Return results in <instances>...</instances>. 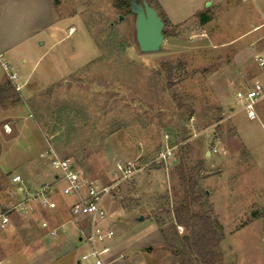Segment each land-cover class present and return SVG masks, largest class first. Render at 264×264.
<instances>
[{
	"label": "rangeland",
	"instance_id": "obj_1",
	"mask_svg": "<svg viewBox=\"0 0 264 264\" xmlns=\"http://www.w3.org/2000/svg\"><path fill=\"white\" fill-rule=\"evenodd\" d=\"M54 1L62 31L34 71L21 72L17 139L0 129V214L18 198L5 178L21 174L18 167L46 149L69 159L83 178L106 185L117 162L135 161L143 169L134 181L115 184L104 202L109 217L117 223L127 216L124 207L142 213L118 225V234L130 237L151 223L137 218H153L166 235V244L154 248V262L182 264L169 236L178 237L174 242L188 260L182 244L188 232L171 223L184 196L176 174L184 161L201 197L194 211L211 212L224 228L223 264H264V99L255 121L235 99L261 77L256 56L264 55V0H153L166 35L161 50L149 54L139 50L135 16L115 0ZM166 136L176 160L153 164ZM214 149L218 153L207 157ZM48 166L49 159L25 178L49 183ZM63 186L54 193L58 209L45 215L59 224L70 220L75 201L62 194ZM11 218L8 230L0 229V264L81 261L85 245L78 237L86 236V221H79L83 231L67 250L71 229L53 238L32 218Z\"/></svg>",
	"mask_w": 264,
	"mask_h": 264
},
{
	"label": "crops",
	"instance_id": "obj_2",
	"mask_svg": "<svg viewBox=\"0 0 264 264\" xmlns=\"http://www.w3.org/2000/svg\"><path fill=\"white\" fill-rule=\"evenodd\" d=\"M164 11L169 15L166 10ZM169 18H171L170 15ZM62 25L63 21L61 14L54 0H0V87H2L7 80L10 81L8 78L9 72L4 69L3 65L5 63L8 64L11 67V71L22 81L24 75L21 72L27 67H31L33 72L40 62V59L53 49V41H55V38L61 33ZM11 83L15 87V84L13 82ZM21 87L19 93L22 100L25 98L22 95L25 84L21 85ZM17 109V104H8L4 107L0 103V129L7 136L15 134L16 139L17 121L19 120L17 119ZM47 144L51 149V144L49 142ZM44 152L39 153V159L28 161L19 166L18 169H20L22 173L16 175L22 176L27 187L31 190L43 184L55 185L57 189L55 192L56 195L60 191L59 186L61 184L56 182V174L51 168L48 150L46 149ZM206 156L208 157V153H206ZM48 159V171H50L51 174V181L49 183L35 185L25 178V175L34 170L40 171V165L43 161H47ZM11 176L12 175L7 176L5 180L7 179L10 182ZM54 197L53 195L52 200L55 205L53 209H37L33 214L23 217L28 219L32 218L36 222H39V228L44 232L45 229L42 228V223L44 221H48L52 227L66 225L67 231L70 229L73 231V235L71 234L70 236H66L65 233V236L68 238V241H65L68 250L69 245L73 244L71 239L74 236L78 237L83 231L82 225L72 216L71 206L73 202L69 207L70 220L67 223L59 224L56 220L45 217L46 213L58 209ZM121 210H126L127 216H118L116 218L118 222L116 223L109 217L110 215L106 209L108 217L105 226L106 228L113 229L115 233L117 232L112 244V251L107 256L108 264H163L155 263L152 258L154 248L166 244V235L163 233V227L153 218L145 215L144 221H139V218H137L136 221H139L142 225V222H146V219H150L151 223L146 227L138 228L136 236L133 235L130 237L127 236V233L123 234L124 232L118 234V225L128 219L127 217L130 214L137 212L128 207L121 208ZM135 215L139 216L142 215V213L137 212ZM12 224L13 219L11 225ZM46 231L49 234L48 230ZM177 238V236H173L172 238L169 236V240L170 242L172 241V243L176 241ZM78 240L84 243V254L87 253L90 250V246L84 241L83 237L79 236ZM122 255L123 257L121 258ZM78 264H82V261H79Z\"/></svg>",
	"mask_w": 264,
	"mask_h": 264
},
{
	"label": "built area",
	"instance_id": "obj_3",
	"mask_svg": "<svg viewBox=\"0 0 264 264\" xmlns=\"http://www.w3.org/2000/svg\"><path fill=\"white\" fill-rule=\"evenodd\" d=\"M256 63L261 77L255 79L245 88L239 89L235 94V99L242 104V109L251 121L259 119L256 106L264 99V55H257ZM3 67L9 72L8 78L15 84L16 90L20 91L22 88L19 84L20 78L11 71L8 64L5 63ZM262 130L264 132V124H262ZM169 140L170 137L166 136L167 145L159 152L153 164L161 165L176 160L177 148L171 146L168 143ZM217 153V149L208 152L209 156ZM48 155L50 156L51 168L56 174V182L64 184L61 189L62 194L75 198L71 206L73 218L77 221L84 220L87 223L86 236L83 238L90 246V250L82 256L81 261L84 264H108L107 256L112 251L115 231L105 226L107 211L104 202L112 196L115 184L132 183L143 167L135 161H119L112 172V184L106 185L96 180L83 178L69 159H61L51 151ZM11 181L15 186V193L18 198L9 210L0 214L1 230H8L12 223V214L28 216L37 209L50 210L54 208L52 196L57 190L55 185L43 184L31 190L20 175H14ZM42 228L48 230L53 238L58 237L59 232H67L66 225L52 227L48 221L42 223Z\"/></svg>",
	"mask_w": 264,
	"mask_h": 264
},
{
	"label": "trees",
	"instance_id": "obj_4",
	"mask_svg": "<svg viewBox=\"0 0 264 264\" xmlns=\"http://www.w3.org/2000/svg\"><path fill=\"white\" fill-rule=\"evenodd\" d=\"M130 1L115 0V5L122 12L131 14ZM148 1L151 6L154 5L153 0ZM201 16L202 24H206L208 18L205 14ZM162 19L166 24V19ZM164 33L166 35V31ZM18 102H21L20 93L7 80L0 87V103L5 107L8 104L15 105ZM176 174L185 190L182 203L172 211V224L174 229L183 227L187 230L188 234L182 238V244L187 248L191 257L185 260L184 254L175 242L170 248L175 254H178L183 262L182 264H223V254L220 251V244L225 237L223 226L214 219L211 212L194 211V205L200 203L201 197L197 196L195 192L196 180L188 175L184 161L176 167ZM204 195L206 196V194Z\"/></svg>",
	"mask_w": 264,
	"mask_h": 264
},
{
	"label": "water",
	"instance_id": "obj_5",
	"mask_svg": "<svg viewBox=\"0 0 264 264\" xmlns=\"http://www.w3.org/2000/svg\"><path fill=\"white\" fill-rule=\"evenodd\" d=\"M130 12L135 16V36L140 52H159L165 41V23L158 11L148 0H131ZM139 221H144V217Z\"/></svg>",
	"mask_w": 264,
	"mask_h": 264
}]
</instances>
